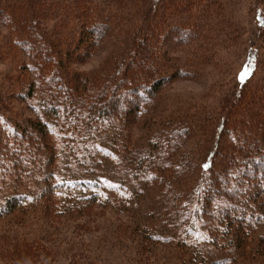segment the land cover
Segmentation results:
<instances>
[{"label":"trees","instance_id":"trees-1","mask_svg":"<svg viewBox=\"0 0 264 264\" xmlns=\"http://www.w3.org/2000/svg\"><path fill=\"white\" fill-rule=\"evenodd\" d=\"M229 4L0 0V264H56L60 243L86 253L67 264H95L80 235L106 211L127 217L112 241H134L137 264H264V4L220 109L195 125L158 114L172 81L196 80L224 41L243 44ZM104 40L106 60L81 70ZM30 216L50 232L4 231Z\"/></svg>","mask_w":264,"mask_h":264},{"label":"rangeland","instance_id":"rangeland-1","mask_svg":"<svg viewBox=\"0 0 264 264\" xmlns=\"http://www.w3.org/2000/svg\"><path fill=\"white\" fill-rule=\"evenodd\" d=\"M228 1L230 3V7L228 9H231V13L234 18L233 22L243 33V36L241 37L243 44L241 46L232 45V43L227 44V41H224L221 47H217L216 49H214V56L211 59L212 63L204 68H201L199 77L196 80L186 78L179 80L176 79L172 81L166 88H164L161 91V95L159 96V104L157 105L159 110L158 114L160 117L162 116L163 119H167L169 117L177 119L189 117L193 125H195L196 117L194 116V113L202 110L208 111L210 109H213L214 111L219 110V104L221 102L220 99L228 94V92L231 93V90L233 89V80H235L233 78L234 74L239 71V69H241L244 64H246L247 52L250 50L251 45H254L257 38V30L253 23V12L255 9H262L264 0ZM110 49L111 41H102L98 46L96 56H93V58H91V60L86 64L82 65L80 69L88 71L99 67V65L109 56ZM1 63L0 69H6L5 62L4 64ZM262 72L264 73V67H261V77ZM250 87L251 85L249 84L247 88H245V92L247 95L246 99L249 102V93L247 94V92L249 91ZM246 99L245 101L247 102ZM248 106V103L239 104L235 108V111H238L239 109L246 110V108L248 110ZM252 109L251 111H253ZM25 114L28 113L26 112ZM198 115L199 113L196 114V116ZM118 119L120 120V117H118ZM139 127L135 130V134L133 137H144L145 129L141 130ZM235 133L236 132H232L233 135H235ZM193 143L194 142H190L189 146L192 147ZM186 146L187 144H185L184 147ZM216 159L218 160L221 158ZM78 193H80V190ZM214 209L216 210L215 206ZM233 214H235L234 211ZM248 216H250V218ZM32 217H28L25 228H14L13 226H6L4 231L8 232L9 236H13L15 234L16 236H21V238L24 237L26 240H30L40 234L44 235L50 232L47 226L40 227L39 223L34 222L35 218ZM103 218L105 222L98 223V229L90 228L89 235V231L85 232V235H80L82 241H84L85 244H89L91 247V252H87V254L90 256L87 261H91L95 264H137V262H140V259H138V256L135 253L136 243L134 241H122V246H115L116 242L112 241V235H114L113 231L115 229L113 224L115 218L118 223L119 219H122L124 222L128 221L127 217L115 216L113 214H109L106 211L103 215ZM251 219L254 220V211L249 207L247 210V214L244 216L245 222L243 223V225L246 228H248L250 224V222L248 221ZM108 224L113 225L109 226ZM89 225L90 227L92 226L91 223ZM56 247L58 249L56 264H67L68 257L71 254L86 257L85 252L79 251L81 248L76 251H73V249L69 251V248L62 243H60ZM166 250L167 251L159 252L158 259L161 261L160 263H164L162 262V260L172 262L170 260L172 257V252L168 249Z\"/></svg>","mask_w":264,"mask_h":264},{"label":"snow or ice","instance_id":"snow-or-ice-1","mask_svg":"<svg viewBox=\"0 0 264 264\" xmlns=\"http://www.w3.org/2000/svg\"><path fill=\"white\" fill-rule=\"evenodd\" d=\"M245 75H247V73H245Z\"/></svg>","mask_w":264,"mask_h":264}]
</instances>
